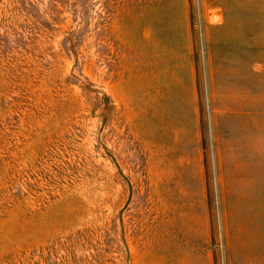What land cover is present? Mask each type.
<instances>
[{
  "label": "rangeland",
  "instance_id": "rangeland-1",
  "mask_svg": "<svg viewBox=\"0 0 264 264\" xmlns=\"http://www.w3.org/2000/svg\"><path fill=\"white\" fill-rule=\"evenodd\" d=\"M0 264H264V0H0Z\"/></svg>",
  "mask_w": 264,
  "mask_h": 264
}]
</instances>
